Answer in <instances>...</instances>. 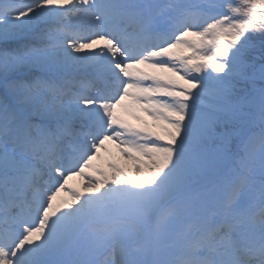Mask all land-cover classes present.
Here are the masks:
<instances>
[{
	"label": "snow or ice",
	"instance_id": "snow-or-ice-1",
	"mask_svg": "<svg viewBox=\"0 0 264 264\" xmlns=\"http://www.w3.org/2000/svg\"><path fill=\"white\" fill-rule=\"evenodd\" d=\"M0 264H264V0H0Z\"/></svg>",
	"mask_w": 264,
	"mask_h": 264
},
{
	"label": "rangeland",
	"instance_id": "rangeland-1",
	"mask_svg": "<svg viewBox=\"0 0 264 264\" xmlns=\"http://www.w3.org/2000/svg\"><path fill=\"white\" fill-rule=\"evenodd\" d=\"M177 79H178V77H177ZM118 111H120V110H118ZM140 115L143 117L144 120L147 121V123L150 126L152 131L163 134L159 127L153 126V121L150 118L144 116L143 113ZM130 118L132 119V121L135 124L142 126L139 121H136L131 116H130ZM111 158H113V160H111ZM109 161H112L113 163L119 164L121 167L125 168L126 171H130L132 168V167H130L129 163H127V161L123 157H121L119 150L117 149L116 145L113 143H108L106 145V149L101 151L100 156L96 160L93 161V165H94V167H98V168L103 169L106 172H109L110 170L107 167V164ZM87 171H89V170H86V172ZM85 182H86L85 178L79 177V176H74L69 180L68 187L71 189H79L82 191L83 185L85 184ZM60 194H64V198H61L59 196L57 198V201H56L57 204H59L62 200L70 199V195L68 192H62Z\"/></svg>",
	"mask_w": 264,
	"mask_h": 264
},
{
	"label": "bare ground",
	"instance_id": "bare-ground-1",
	"mask_svg": "<svg viewBox=\"0 0 264 264\" xmlns=\"http://www.w3.org/2000/svg\"><path fill=\"white\" fill-rule=\"evenodd\" d=\"M140 114H142V113H140ZM124 119H125L128 123H130L131 125H134V124H132L133 121H132V119L130 118L129 115H124ZM136 125H137V124H136ZM137 127H139V126L137 125ZM111 160H112V158H111ZM111 162H112V161H111ZM127 163H129L130 167H132L131 162L127 161ZM118 165H119V164H118Z\"/></svg>",
	"mask_w": 264,
	"mask_h": 264
}]
</instances>
